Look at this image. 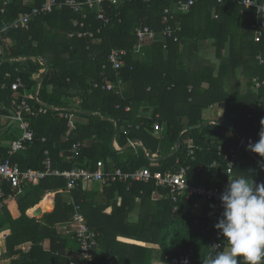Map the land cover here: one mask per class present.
Returning <instances> with one entry per match:
<instances>
[{"label":"trees","instance_id":"1","mask_svg":"<svg viewBox=\"0 0 264 264\" xmlns=\"http://www.w3.org/2000/svg\"><path fill=\"white\" fill-rule=\"evenodd\" d=\"M256 1L262 7L259 14L236 0H194L188 13L176 14L171 22L181 28L177 42L162 35L163 12L174 7L173 1L105 4L108 25L96 20L95 10L83 20L80 31L102 27L101 42L91 45L68 38L78 31L73 22L81 21L68 8L33 18L27 30L14 29L19 14L44 0H0V162L19 136L5 117L24 90L13 93L10 85L21 79L34 104L35 78L44 61L39 100L77 109V122L71 130L52 112L32 118L33 142L10 159L21 170L44 171L48 158L52 170L61 172L93 170L102 161L107 172L147 168L175 173L187 167L191 186L218 187L241 175L264 183V158L247 150L249 141H258L264 119V91H252L254 79L264 80V65L257 60L264 54V0ZM256 23L262 31L258 43L252 28ZM144 25L157 40L137 54L135 31ZM210 48L215 62L205 57ZM113 50L128 54L119 71L120 85L107 62ZM107 83L114 84L112 91L102 89ZM216 104H224L225 110L212 121L207 115ZM155 124L161 131H154ZM239 138L244 146L239 147ZM129 141L144 149L130 147ZM231 149L236 158L229 176L224 157ZM213 162L216 166L208 168ZM0 189V264L2 258H9L6 264H81L80 243L72 231L74 205L94 234L92 264H152L188 251L203 264L212 245L211 204L198 197L174 203L168 189L155 186L154 180L109 183L99 190L89 185L83 189L79 183L67 192L64 177L46 176L21 192L7 183H0ZM48 193H55L51 212L39 219L27 216Z\"/></svg>","mask_w":264,"mask_h":264},{"label":"built area","instance_id":"2","mask_svg":"<svg viewBox=\"0 0 264 264\" xmlns=\"http://www.w3.org/2000/svg\"><path fill=\"white\" fill-rule=\"evenodd\" d=\"M125 0H44V2L39 7H34L30 12H26L23 14H19L18 17L13 21L11 27L14 29H25L29 28V24L33 18L38 17L40 15H45L51 13L55 9L68 8L75 14L81 16V21L76 20L73 22V27L77 29L76 32H71L68 34V38H77V39H86L89 44H99L101 42V38L98 36L102 27L93 32L92 30H83L80 29L85 28L84 22L87 19V15L89 11H96V20L101 22L103 26H106L110 22V17L106 15L104 5H117ZM148 2L149 0H143ZM173 1L174 7L172 9H165L162 17V24L164 26L162 35L164 37L169 38L170 40L177 42L178 37L175 35L176 33L181 31V28L176 24L175 26L171 25V22L174 21L176 14H185L191 10V7L194 5V0H170ZM237 3L245 8H255L256 13L259 14L262 11V7L258 4L256 0H236ZM219 3L222 0H218ZM254 32V40L255 42H260L262 38L261 27L258 23L252 26ZM135 36L137 39V44L134 46V53L141 52V49L145 46L151 45L153 42H156L157 35L148 26H140L135 31ZM128 54L125 50H113L107 57L108 65L110 69L115 73V77L117 80V84H121V80L119 79V71L122 68V60ZM259 64L264 65V54L259 55L257 57ZM35 61V59H33ZM41 61V60H40ZM44 66V69L39 71V75L37 78V90L34 94V104L30 103V96L25 90V86L21 79H16L13 83H11L10 88L13 93H17L20 90H24V93L19 98H14L11 102L12 110L8 116L5 117L7 121H12L13 124L16 125V129L19 131V136L9 143L8 149V158L0 162V183H7L12 188L19 190L24 186L28 185H37L40 180L45 178L46 176H61L64 177L66 181V191L69 192L75 189L79 183L82 185L83 189L87 188L89 183H98L101 186L108 185L109 183H127V182H142L147 183L150 180L155 181V186L168 189L170 193V197L172 202L176 203L179 198H185L186 200L191 197H198L205 202H209L211 204V209L208 214V219L211 223V227L213 229L211 244L218 245V249L220 250L223 246H227L226 240L218 234V231L215 229V224L218 222V218L221 216L223 212V208L221 206L220 196L225 189V186L228 184L231 178H228L224 183H222L218 187L206 188L204 186H191L187 180V167H181L177 172H156L151 173V171L147 168L137 169L132 172H123L120 169H117L112 172H107L104 170V163L102 161H98L95 164L93 170L84 169V168H74L71 170L59 171L52 170L51 162L47 158L44 162V171H36V170H21L17 164L11 162V157L17 153L18 151L25 150L26 147L33 142L34 132L31 128V119L37 117L38 115H46L49 112H52L58 119L66 120L69 129H75V125L77 122V113L78 110L74 108H61L55 107L51 105H46L42 103L38 98V89L41 84V75L46 71V64L44 61H41ZM8 76V75H7ZM252 91L257 94L259 91H264V80H259L258 78L252 81ZM94 88H98V84H93ZM113 83H107L102 89L107 91H112L114 89ZM118 93V91L116 92ZM126 111H129V108H126ZM155 132L161 131V127L158 124L153 126ZM44 141V139H43ZM129 146L132 148L140 147L142 149L143 146L139 142L129 141ZM113 146L116 149H119L116 142H113ZM240 146H244V141L240 140ZM79 145L73 147L75 154H77V149ZM218 156L221 155V147H217ZM145 151V150H144ZM47 154V152H46ZM146 156L148 154L145 151ZM192 154V152H191ZM156 155H153L155 158ZM235 152L234 150H229V154L224 157L226 161V172L230 176L233 172L235 166ZM216 163H211L208 168H214ZM204 165H200L199 169L203 168ZM255 183L259 184L260 182L255 181ZM1 192V189H0ZM61 192V190H60ZM47 195L54 196L55 193H48ZM68 203L73 204L72 199L69 200ZM75 214L72 218V231L75 232V236L77 237L80 243V260L81 264H92V255L89 253V250L96 245L94 234L90 233L87 229V224L84 217L79 214L80 211L79 206L74 205ZM65 230V228H64ZM22 250H25L22 247ZM152 264H197L196 258L193 256L191 251L187 253L180 254L178 256H164L163 260L156 261L154 260Z\"/></svg>","mask_w":264,"mask_h":264},{"label":"clouds","instance_id":"3","mask_svg":"<svg viewBox=\"0 0 264 264\" xmlns=\"http://www.w3.org/2000/svg\"><path fill=\"white\" fill-rule=\"evenodd\" d=\"M260 124L259 139L249 141L247 150L264 158V119ZM220 201L223 212L214 227L227 249L218 251V245H211L203 264H264V183L241 175L229 180Z\"/></svg>","mask_w":264,"mask_h":264},{"label":"crops","instance_id":"4","mask_svg":"<svg viewBox=\"0 0 264 264\" xmlns=\"http://www.w3.org/2000/svg\"><path fill=\"white\" fill-rule=\"evenodd\" d=\"M211 109H212V111H210L211 113L209 114L210 115V118H212L211 120L212 121H215V120H217L218 118H220V117H222L223 116V113H224V110H225V105L224 104H216V105H213L212 107H211ZM51 198H53L52 197V195H46V196H44L43 197V199L40 201V203L38 204V207H40L41 209L43 208V209H46V208H48V209H46V211H45V213H48L49 211H50V209H51V207L52 206H54V204H51L50 205V203H52V201H50L49 199H51ZM50 205V206H49ZM35 207H37V206H35ZM34 207V208H35ZM34 208H32V210L34 209ZM31 210V211H32ZM53 210V209H52ZM28 211H30V210H28ZM26 212V214H27V216H29V217H33V215L31 214V211H30V215H29V212ZM51 212V211H50ZM32 215V216H31ZM36 219H39V218H36ZM1 249H2V247H0ZM3 252H5V248L3 247ZM8 259L9 258H2L1 259V263L2 264H6L7 263V261H8ZM156 261H158V260H156Z\"/></svg>","mask_w":264,"mask_h":264},{"label":"rangeland","instance_id":"5","mask_svg":"<svg viewBox=\"0 0 264 264\" xmlns=\"http://www.w3.org/2000/svg\"><path fill=\"white\" fill-rule=\"evenodd\" d=\"M213 55H214V51H213V49L212 48H210V49H208V52L206 51V58H208L209 60H212V61H214L215 62V60H214V58H213ZM200 60H202L201 58H200ZM204 60V59H203ZM219 62L217 61V63L216 64H218ZM210 111H212V109H210L209 111H208V115H207V117L209 116L210 117ZM212 119V118H211ZM16 129V125L15 124H13L12 125V130H15ZM89 186H93L94 188H97L98 190L100 189V184H98V183H89L88 184ZM87 185V186H88ZM49 208V207H48ZM48 208H46V209H48ZM46 209H43L42 211L43 212H45L46 211ZM29 215H30V211H29ZM32 215H33V211H32ZM31 215V216H32ZM131 219H133L134 220V216H131ZM227 249V248H226ZM225 249V250H226Z\"/></svg>","mask_w":264,"mask_h":264},{"label":"water","instance_id":"6","mask_svg":"<svg viewBox=\"0 0 264 264\" xmlns=\"http://www.w3.org/2000/svg\"><path fill=\"white\" fill-rule=\"evenodd\" d=\"M12 124H13V122L10 121L9 126H11ZM203 125H206V124H203ZM239 139L241 140V138H239ZM178 146H179V141H178L177 144H176L175 151L177 150ZM52 197H53V196H52ZM53 198H54V197H53ZM44 213H45V212H43L42 209H41L40 207H38V205H37V207H35V208L33 209V217H35V218H41L42 215H43Z\"/></svg>","mask_w":264,"mask_h":264},{"label":"bare ground","instance_id":"7","mask_svg":"<svg viewBox=\"0 0 264 264\" xmlns=\"http://www.w3.org/2000/svg\"><path fill=\"white\" fill-rule=\"evenodd\" d=\"M49 200L52 201V203H50V205L53 204V198H51V199H49ZM50 205H49V206H50ZM42 210H43V208H42Z\"/></svg>","mask_w":264,"mask_h":264}]
</instances>
